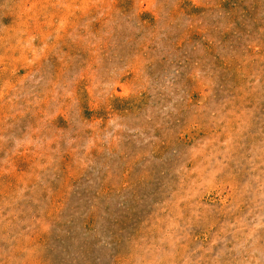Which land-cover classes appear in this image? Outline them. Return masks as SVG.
Here are the masks:
<instances>
[{
	"label": "rangeland",
	"instance_id": "1",
	"mask_svg": "<svg viewBox=\"0 0 264 264\" xmlns=\"http://www.w3.org/2000/svg\"><path fill=\"white\" fill-rule=\"evenodd\" d=\"M0 264H264V0H0Z\"/></svg>",
	"mask_w": 264,
	"mask_h": 264
}]
</instances>
